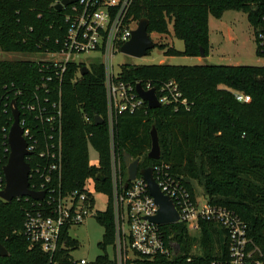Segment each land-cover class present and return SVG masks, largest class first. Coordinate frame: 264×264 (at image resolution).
<instances>
[{
	"label": "trees",
	"instance_id": "trees-1",
	"mask_svg": "<svg viewBox=\"0 0 264 264\" xmlns=\"http://www.w3.org/2000/svg\"><path fill=\"white\" fill-rule=\"evenodd\" d=\"M55 0H0V49L46 54L61 48L67 24L63 12L53 5ZM227 10L247 14L255 31L262 26L264 0H133L129 15L147 18L149 33L182 39L184 49L158 42L165 55L199 56L209 54V16L220 18ZM58 40V41H57ZM256 53L264 56L258 48ZM41 60L0 59V140L11 125V111L4 110L13 86L32 89L41 81ZM83 64H70L60 87L63 101V168L60 180L64 190L82 189L92 178L98 191L108 196L105 210L97 221L104 227L98 243L102 252L89 264H230L229 231L215 222H202L199 234H191L182 222L163 224L167 241L179 244L172 256L151 258L122 254L116 245V221L113 211L111 182L112 155L121 161L122 177L127 180L124 153L139 160L140 168L167 163L175 175L195 192V183L204 187L212 204L234 211L248 224V235L254 244L251 264L260 259L264 264V65L233 64H130L121 66V77L154 85L168 80L178 82L192 102L191 109H175L162 105L134 112L114 113L110 135L105 65L90 64L82 75ZM235 91L250 95L239 101ZM105 121L97 123L95 116ZM86 116L90 121L86 120ZM2 125L6 130H2ZM156 126L161 146L160 159L148 153L152 146L151 130ZM99 155V165H91L88 146ZM0 156L6 163L0 147ZM102 172L106 179L99 181ZM25 198L7 202L0 198V242L10 255L0 256V264H47L49 256L39 247L30 246L23 233ZM201 252L195 254L194 245ZM80 242L69 230L53 264H71L70 250ZM111 246L113 254L107 252ZM128 253V252H127Z\"/></svg>",
	"mask_w": 264,
	"mask_h": 264
},
{
	"label": "built area",
	"instance_id": "built-area-1",
	"mask_svg": "<svg viewBox=\"0 0 264 264\" xmlns=\"http://www.w3.org/2000/svg\"><path fill=\"white\" fill-rule=\"evenodd\" d=\"M61 1L55 0L53 5L56 6ZM132 3L133 0H75L65 5L59 10L63 12L67 24L61 48L48 51V57L38 58L43 61L39 69L41 81L32 89L14 85L9 95L10 101L5 104V112L7 108L11 111V125L14 119L13 106L16 105L20 110V125L29 151L26 160L31 166L30 188L45 192L42 199L30 196L17 198L24 197L29 203L24 207L23 233L30 246H39L49 256L50 262L47 264L56 263L54 259L59 251L63 232L68 229L70 233L74 227L83 224L89 217H96L100 211L95 195L89 189L94 184L91 177L86 179L82 189L75 190L62 189L60 180H56L61 177L64 150V112L60 85L70 64L86 65L78 56L87 53H95L104 58L98 62L105 65L111 136L114 113L134 112L148 106L137 92V83H141L146 90L154 88L161 106L191 109L192 102L175 80L164 81L159 85H154L151 81L134 83L123 79L120 71H115L112 58L131 39L132 31L140 21L129 15ZM253 33L256 47L264 52V12L262 26L253 30ZM94 62L97 61L93 60L90 64ZM235 96L239 101L251 100L250 95L241 91H235ZM12 100H15V104ZM86 120L90 121V118L86 116ZM1 127L3 131L6 130V126ZM9 129L0 140L2 152L4 155L8 154V158ZM6 163L0 156V190L6 186L3 172ZM90 164L98 166L99 159L97 164ZM152 167L161 191L171 198L179 214V220L175 223L182 222L190 233H199L202 222L221 224L229 231L230 264L252 263L251 258L258 247L249 248L254 243L248 235V224L238 214L225 206L199 198L175 175L169 164L156 163ZM111 182L119 258H122L123 253L128 256L129 250L151 258L157 255L172 256L179 244L167 241L162 224L150 219L158 213L159 205L150 194L144 177L138 174L126 185L127 180L122 177L121 161L113 154ZM72 251L70 250L69 257L71 264L90 263L84 257L74 258ZM254 262L261 264L260 259H255Z\"/></svg>",
	"mask_w": 264,
	"mask_h": 264
},
{
	"label": "rangeland",
	"instance_id": "rangeland-1",
	"mask_svg": "<svg viewBox=\"0 0 264 264\" xmlns=\"http://www.w3.org/2000/svg\"><path fill=\"white\" fill-rule=\"evenodd\" d=\"M210 17L209 28L212 32L213 46L208 56L203 58L187 56V55H165L164 50L155 47L149 53L142 57H135L116 52L112 58L114 69L116 72H121V66L125 63L130 64H247V65H264V56L256 53V42L254 39L253 27L250 24L247 14L239 10H227L220 18L212 15ZM217 30V31H215ZM151 37L155 43L163 42L173 45L175 48L184 49V42L182 39L175 37L173 34L166 37L156 32L151 33ZM232 37V40H231ZM48 57L46 54L26 53L22 51H2L0 49V59L9 60H33L38 58ZM78 59H83L85 64L90 67L91 61L104 60L102 56H97L95 53H87L78 56ZM89 159L92 164H97L99 155L94 147L88 146ZM91 192L95 195L97 207L99 210H105L107 207V195L97 190L92 183L89 186ZM196 194L199 198L207 199L204 187L195 183ZM104 227L97 221L95 217H89L86 221L74 227L70 231V235L79 240L80 246L72 251L74 258H87L90 262H94L96 257L102 252L98 243L102 241ZM199 234V233H198ZM195 254L200 253V247L194 245ZM107 252L112 255V247L107 248ZM131 258L137 256L133 250L128 251ZM124 260H122L121 264Z\"/></svg>",
	"mask_w": 264,
	"mask_h": 264
},
{
	"label": "water",
	"instance_id": "water-1",
	"mask_svg": "<svg viewBox=\"0 0 264 264\" xmlns=\"http://www.w3.org/2000/svg\"><path fill=\"white\" fill-rule=\"evenodd\" d=\"M75 0H62L55 8L62 10L65 5H69ZM149 21L147 18L140 19L138 27L132 31V37L129 41L121 46V53L142 57L149 53V51L156 47V43L151 37V33L148 31ZM201 55L205 56V52L202 49ZM89 71V68L84 65L81 68V74L84 75ZM137 92L139 96L145 100L149 108H158L161 106L155 93V89H144L141 83H137ZM15 104V100H12ZM13 123L8 133V143L10 145V155L8 162L3 167V172L6 179V186L3 190H0V198L11 202L13 199L22 196H30L34 199H42L45 195L44 191H36L30 188V171L31 166L26 160V156L29 154L27 150V142L23 136V128L20 125V110L15 105L12 108ZM97 123H103L105 119L101 115L95 116ZM152 146L148 153V156L152 159H160L161 146L159 141L158 130L155 125L151 130ZM124 164L127 167L128 177L126 185L130 181L134 180L138 174L142 175L146 180L150 194L154 197L155 201L159 205L158 213L151 216L150 219L158 224H170L179 220V214L175 208V205L171 198L164 194L157 181L154 178L153 167L140 168L139 160L133 159L128 152L124 153ZM96 179L104 181L106 179L102 172L96 174ZM10 253L7 247L0 242V256L6 257Z\"/></svg>",
	"mask_w": 264,
	"mask_h": 264
},
{
	"label": "crops",
	"instance_id": "crops-1",
	"mask_svg": "<svg viewBox=\"0 0 264 264\" xmlns=\"http://www.w3.org/2000/svg\"><path fill=\"white\" fill-rule=\"evenodd\" d=\"M213 16V15H212ZM209 25H210V17H209ZM215 31H217V30H215ZM212 32H213V30L211 29V28H209V40H210V50H211V48H212V46H213V43H212ZM231 40H232V37H231ZM256 49H257V47H256ZM183 50V49H182ZM210 50H209V53H210ZM209 55V54H208ZM207 55V56H208ZM188 56V55H187ZM193 57H198V58H203V57H205V56H202V55H199V56H193ZM195 188V187H194ZM195 193H196V190H195ZM191 234H193V235H195V234H198V233H191ZM130 257V256H129Z\"/></svg>",
	"mask_w": 264,
	"mask_h": 264
}]
</instances>
